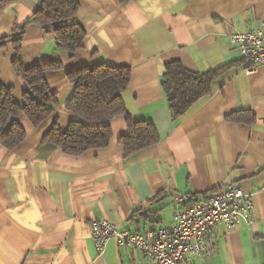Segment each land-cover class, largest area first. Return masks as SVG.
Segmentation results:
<instances>
[{"label":"crops","instance_id":"0c3cea01","mask_svg":"<svg viewBox=\"0 0 264 264\" xmlns=\"http://www.w3.org/2000/svg\"><path fill=\"white\" fill-rule=\"evenodd\" d=\"M74 19L86 31L84 48L57 49L55 38L27 25L21 42L26 69L61 63L46 72L58 94L54 114L35 128L15 120L26 139L13 150L0 143V264H154L140 251L108 244L98 256L93 221L107 219L122 231L174 226V213L228 184L253 194L254 222L215 229L212 252L193 264H264V66L252 74L231 35L264 21V0H78ZM42 0H0V85L24 106L26 83L13 67L14 31L41 8ZM193 73L229 67L212 95L175 121L162 89L167 64ZM101 64L131 69L123 94L134 122L151 123L159 141L126 157L119 140L125 117L110 121L106 148L80 156L43 145L55 121L66 130L75 117L66 109L75 86L69 74ZM250 112L252 123L230 121ZM186 198V203L179 199Z\"/></svg>","mask_w":264,"mask_h":264},{"label":"trees","instance_id":"16d2710c","mask_svg":"<svg viewBox=\"0 0 264 264\" xmlns=\"http://www.w3.org/2000/svg\"><path fill=\"white\" fill-rule=\"evenodd\" d=\"M132 0H119L128 3ZM78 0H42L41 8L29 21L14 31V49L16 52L13 67L16 74L26 83L23 95L24 106L15 100L13 89L0 85V126L5 127L10 119L21 115L38 128L51 117L58 107V94L46 81L45 74L62 68L61 63L41 64L26 69L21 55V42L27 25L36 23L55 38L57 49L74 54L84 48L85 29L74 19L79 12ZM4 44H0L3 46ZM229 67L193 73L180 62L166 65L162 79V89L168 108L175 121L182 118L202 99L212 95V85ZM74 84V94L66 109L75 117L66 130L55 121L45 135L42 144L51 149L59 148L63 153L80 156L89 150L106 148L112 140L110 121L116 117H125L128 133L119 142L124 146L126 157L154 146L159 137L151 123L134 122L123 100L131 79V69L117 68L101 64L95 68H84L68 76ZM230 121L252 123L254 116L250 112L230 115ZM27 135L14 120L9 131L0 135V143L8 150L20 145Z\"/></svg>","mask_w":264,"mask_h":264},{"label":"built area","instance_id":"2783aa9c","mask_svg":"<svg viewBox=\"0 0 264 264\" xmlns=\"http://www.w3.org/2000/svg\"><path fill=\"white\" fill-rule=\"evenodd\" d=\"M242 58L249 63L245 69L252 74L264 66V21L259 27L231 35ZM187 199H179L186 203ZM253 194L228 184L215 194L202 195L174 213V226L145 232L122 231L110 220L92 223V238L99 257L108 244L138 250L154 264H193L212 252L215 229L223 226L231 231L254 222Z\"/></svg>","mask_w":264,"mask_h":264}]
</instances>
